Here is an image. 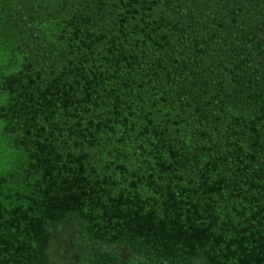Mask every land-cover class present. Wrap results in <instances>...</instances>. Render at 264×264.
<instances>
[{
    "label": "trees",
    "instance_id": "1",
    "mask_svg": "<svg viewBox=\"0 0 264 264\" xmlns=\"http://www.w3.org/2000/svg\"><path fill=\"white\" fill-rule=\"evenodd\" d=\"M0 264H264V0H0Z\"/></svg>",
    "mask_w": 264,
    "mask_h": 264
}]
</instances>
